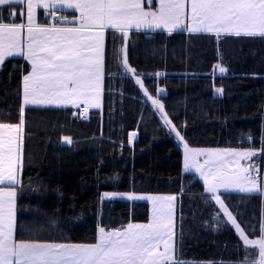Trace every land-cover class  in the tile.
<instances>
[{"label": "trees", "instance_id": "1", "mask_svg": "<svg viewBox=\"0 0 264 264\" xmlns=\"http://www.w3.org/2000/svg\"><path fill=\"white\" fill-rule=\"evenodd\" d=\"M0 15L11 20L8 6L0 7ZM122 46L143 88L115 58ZM217 64L226 73H219ZM28 68L22 56L1 66L0 122L18 123ZM145 90L162 102L184 142L165 125ZM74 109L25 110L18 239L95 242L99 227L121 228L150 218L148 201L103 198L105 192L171 193L178 201L175 248L180 259L244 264L246 252L254 254L249 259L258 258V249L243 244L198 172L184 170V143L195 150H257L260 154L247 162L264 172V38L131 31L122 42L121 34L110 30L103 106L85 118ZM64 137L72 143H64ZM219 195L245 235L259 237L261 193Z\"/></svg>", "mask_w": 264, "mask_h": 264}, {"label": "snow or ice", "instance_id": "2", "mask_svg": "<svg viewBox=\"0 0 264 264\" xmlns=\"http://www.w3.org/2000/svg\"><path fill=\"white\" fill-rule=\"evenodd\" d=\"M24 4L25 0H0V7L8 6L11 18L18 15L10 10L11 6ZM58 6L79 11L76 26H43L36 22L34 10L37 7ZM26 7V23L4 22L0 15V66L7 58L16 56H22L31 65V70L23 77V102L18 123L0 122V264H188L176 255L174 195L120 194L126 195L129 201H151L150 222L128 223L120 229L107 231L99 227L95 243L16 239L17 192L13 186L21 183L18 175L23 158L25 110L29 106L79 107L83 104L86 115L89 108H100L107 29L120 33L124 42L133 28L137 31L166 28L171 32L185 27L187 17L190 33L264 38V0H159L155 10H145L143 0H52L47 3L27 0ZM186 8L190 12L186 13ZM114 56L121 60L126 73L136 76V84L143 88L136 70L128 63L126 48L122 46ZM216 68L221 74L227 71L219 64ZM216 91L222 93L223 90L217 88ZM144 95L162 114L165 125L171 126V131L184 142L160 100L150 96L147 90ZM64 140L72 143L70 137H64ZM184 149V170L195 168L203 179L206 192L239 233L243 244L258 249V258L249 259L254 254L245 253L244 264H264V224L260 226V237L249 239L217 194L220 189L255 193L264 188L258 184L255 166L240 164L241 160L257 156V150H195L187 143H184ZM260 151L264 152V148ZM200 155L207 157L204 165L195 162L194 158ZM3 186H7V190ZM114 195L117 194H104L106 198Z\"/></svg>", "mask_w": 264, "mask_h": 264}, {"label": "crops", "instance_id": "3", "mask_svg": "<svg viewBox=\"0 0 264 264\" xmlns=\"http://www.w3.org/2000/svg\"><path fill=\"white\" fill-rule=\"evenodd\" d=\"M40 2L41 3H47V2H52V0H40ZM143 2H144L145 10H149V9L155 10L159 6V0H150V2H149V0H143ZM26 4H27V0H25V4L24 5L11 6L10 10L17 12L18 15L16 17H14V18H11L10 21H4V22H15V23H22L23 22V23H26L27 22V7H26ZM34 11H35L36 22L38 24H40V25H43V26L54 25V24L47 23L51 12H59L65 18L64 24L62 26L55 25L57 27H72V26H76L77 23H78L79 16H80L79 11H77L76 9H69V8H67L65 6H58V7H55V8H47V9H45L43 7H37ZM187 12H190V9L186 8V13ZM20 13H23V15H20ZM68 13H72V15H70ZM7 15H8V13L5 14V16H7ZM184 25H185V27L177 28V29H174L172 31H183V32H186L187 31V26L190 25V20H188L187 17L184 20ZM110 30H112V29H107L105 31V65H106V36H107V32L110 31ZM131 31H137V30L133 28L132 30H130V32ZM139 31H143V32H158V31L169 32L166 28H153V29L143 28V29H141ZM187 32H189V31H187ZM23 35H26V32H24ZM28 65H29V68L25 72L24 75L28 74V72L31 70V65H30L29 62H28ZM0 68H1V66H0ZM24 75H23V77H24ZM103 95H104V85H103V94H102V97H101V107L100 108H102V106H103ZM22 102H23V97H22ZM46 107H58V106L47 105ZM92 109L93 108H90V110H92ZM64 142H65V140H64ZM184 158H185V156H184ZM195 162L197 164L196 159H195ZM194 171H196L195 168H192L191 170H189V172H194ZM18 179H20V172H19V175H18ZM18 185L19 184L13 186L15 188L16 192H17V196H16V227H17V216H18L17 204H18V196H19ZM3 187H5V190H7V186H3ZM234 191H237V190H234ZM177 215H178V213H177ZM176 220H177V218H176ZM174 231H176V228H175ZM176 234H177V231L175 233V243H176ZM259 237L252 238V239H258ZM15 238L18 239L16 235H15ZM249 239H251V238H249ZM29 241H32V240H29ZM47 242H49V241H47ZM95 242H83V243H95ZM66 243H76V242H66ZM175 247H176V245H175Z\"/></svg>", "mask_w": 264, "mask_h": 264}, {"label": "rangeland", "instance_id": "4", "mask_svg": "<svg viewBox=\"0 0 264 264\" xmlns=\"http://www.w3.org/2000/svg\"><path fill=\"white\" fill-rule=\"evenodd\" d=\"M62 26V25H61ZM154 98V97H153ZM156 98V97H155ZM157 99V98H156ZM162 103V102H161ZM64 143H66V142H64ZM189 147V146H188ZM190 148V147H189ZM190 149H192V148H190ZM217 150H219V149H217ZM258 152V155L260 154L259 153V151H257ZM254 157H252L251 159H253ZM194 159H196V161H197V164L198 165H204V163H205V161L203 160V159H207V157L206 156H204V155H200V156H198V157H195ZM228 159H231V158H228ZM201 160H203V161H201ZM247 161H249V160H246V163H245V161L244 162H242V160L240 161V164L241 165H244V166H247V165H249V164H251V163H249V162H247ZM253 165V164H252ZM232 166L230 165L229 166V168H231ZM199 174V173H198ZM200 175V174H199ZM258 178V177H257ZM261 180L258 178V184H260L259 182H260ZM263 185H264V180H263ZM220 191H225L224 189H220L219 190V192H218V194H220ZM232 191H234V190H232ZM238 191V190H237ZM105 193H114V194H117V195H114L113 197H111V198H124V199H127V197H126V195H120V194H127V193H130V192H115V191H111V192H105ZM104 193V194H105ZM258 193H261V195H262V198H263V224H264V188H262V190L260 191V192H258ZM104 194H103V198H106L105 196H104ZM133 194H136V195H159V196H167V195H174V194H171V193H158V192H156V193H142V194H138V193H133ZM175 197H176V195H174ZM149 202V204H150V218H149V220L148 221H146V222H133V223H137V224H146V223H148V222H150V220H151V217H152V203H151V201H148ZM177 203H178V201H177V197H176V200H175V202H174V213H173V218H174V230H175V228H176V218H177V213H178V205H177ZM115 229H120V228H113V229H105L106 231L107 230H115ZM174 233H176V231H174ZM174 245H176V243H175V235H174ZM161 250H163L162 249V247H161Z\"/></svg>", "mask_w": 264, "mask_h": 264}, {"label": "built area", "instance_id": "5", "mask_svg": "<svg viewBox=\"0 0 264 264\" xmlns=\"http://www.w3.org/2000/svg\"><path fill=\"white\" fill-rule=\"evenodd\" d=\"M64 21H65V18L59 12H53L50 19H49V24L61 26L64 24ZM84 108H85V105L81 104L79 107H76V109L74 110V114L81 116V117L89 116L90 115V109H88L87 114L85 115ZM258 178L259 179L263 178V172H261V171L258 172Z\"/></svg>", "mask_w": 264, "mask_h": 264}, {"label": "water", "instance_id": "6", "mask_svg": "<svg viewBox=\"0 0 264 264\" xmlns=\"http://www.w3.org/2000/svg\"><path fill=\"white\" fill-rule=\"evenodd\" d=\"M148 35L150 36L151 34L149 33Z\"/></svg>", "mask_w": 264, "mask_h": 264}]
</instances>
